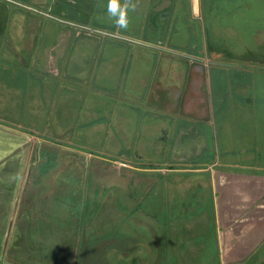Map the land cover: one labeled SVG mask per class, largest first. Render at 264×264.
<instances>
[{
  "label": "rangeland",
  "instance_id": "obj_1",
  "mask_svg": "<svg viewBox=\"0 0 264 264\" xmlns=\"http://www.w3.org/2000/svg\"><path fill=\"white\" fill-rule=\"evenodd\" d=\"M165 1L117 29L108 0H0V264H264V166L150 98L170 64L250 65L264 138V0Z\"/></svg>",
  "mask_w": 264,
  "mask_h": 264
},
{
  "label": "crops",
  "instance_id": "obj_2",
  "mask_svg": "<svg viewBox=\"0 0 264 264\" xmlns=\"http://www.w3.org/2000/svg\"><path fill=\"white\" fill-rule=\"evenodd\" d=\"M182 2L185 4V0ZM165 4L179 5L181 0H167ZM219 66L214 79L212 73L207 72L204 62L183 60L179 66L170 64V71L177 70L171 72V80L163 83L157 74L158 79L150 83L156 86L152 88L150 98H155L152 103L157 102L151 106L162 110L167 108L171 119L182 118L188 125L193 124L192 127L198 128V134L202 133L201 130L204 131L205 137L210 134L212 141L216 137L220 145L217 149L224 153L223 161H220L222 165L250 166V162H253L264 166V161H251L255 157L252 150L264 149L263 143L262 147L254 144L262 142L264 138L261 134H256V126H250V65L236 67L237 72L227 69L225 65ZM208 83L212 89L210 93L207 92ZM211 99L212 105L208 106L207 100L210 102ZM211 110L214 122L206 121ZM257 112L260 111H253L252 114L259 116L260 113ZM263 125L260 121L257 126ZM195 128L188 129L190 131L185 133L195 134Z\"/></svg>",
  "mask_w": 264,
  "mask_h": 264
},
{
  "label": "clouds",
  "instance_id": "obj_3",
  "mask_svg": "<svg viewBox=\"0 0 264 264\" xmlns=\"http://www.w3.org/2000/svg\"><path fill=\"white\" fill-rule=\"evenodd\" d=\"M139 0H108L107 15L117 29H127L130 23L129 13L135 12Z\"/></svg>",
  "mask_w": 264,
  "mask_h": 264
}]
</instances>
